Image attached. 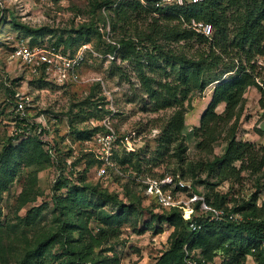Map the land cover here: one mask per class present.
Masks as SVG:
<instances>
[{"label":"rangeland","instance_id":"obj_1","mask_svg":"<svg viewBox=\"0 0 264 264\" xmlns=\"http://www.w3.org/2000/svg\"><path fill=\"white\" fill-rule=\"evenodd\" d=\"M213 3L227 19L228 44L240 40V27L248 17L252 22L264 16V0ZM143 7L135 0H0V264H20L41 238L53 243L52 255L43 264H181L182 224L201 211L197 204L159 207L143 183L166 174L178 183L181 199L195 192L208 203L237 209L239 219L252 215L264 220V168L240 170L242 162L235 161L237 173L220 174V158L232 139L250 142L261 150L260 156L264 153V54L253 52L249 62L243 57L247 70L255 64L261 77L246 88L233 117L219 123L216 140L198 149L202 137H195V129L201 126L213 83L241 71L234 55L240 48L230 57L224 54L220 66L211 64V57L205 62L209 80H221L194 89L180 104L164 106L162 94L180 83L181 63L196 60L200 52L209 54L214 38L212 33L204 42L197 34L179 38L185 27L176 15ZM260 24L264 28V18ZM22 39L35 45L59 41L71 52L89 46L82 75L91 80L65 86L31 82L32 76L22 75L18 62L9 58ZM215 53L222 51L217 48ZM21 87L30 90L39 106L31 113L34 117L41 110L51 125L52 116L58 117L50 130L39 132L32 126L27 136L13 132L11 91ZM182 89L176 92L178 99ZM224 109L221 104L217 112ZM169 129L187 142L195 173L183 174L174 157L178 142H168ZM25 189L27 200L22 202L19 196ZM73 198L84 202L71 217L84 215L87 227L74 229L69 242L56 200ZM223 233L228 240L234 237L227 241L228 249L194 248L195 256L206 262L205 252L209 264H228L230 259L229 264H236L237 256L239 264H246L251 247H240L248 246L240 238L247 235L217 226L209 236L215 240ZM257 246L264 248L263 234ZM40 261L31 259L32 264Z\"/></svg>","mask_w":264,"mask_h":264},{"label":"trees","instance_id":"obj_2","mask_svg":"<svg viewBox=\"0 0 264 264\" xmlns=\"http://www.w3.org/2000/svg\"><path fill=\"white\" fill-rule=\"evenodd\" d=\"M214 0H204L200 3H186L182 6L172 5L166 8H155L152 5L149 7H145L140 0H135L137 5H141L146 10H159L162 12H168L165 14L166 16L170 17V15H176L177 18L180 20V25H184L185 28L183 34L180 35L179 38H191L194 34H197L200 42H204L209 40L210 36H207L203 33L197 32L193 27H191V21H204L210 23L212 25V37L214 38L211 41L210 53L207 54L204 52H200L199 58L196 60H186L185 62L181 63L182 70L178 75V82L179 84L175 86L167 87L165 90L164 95L166 102L164 106H169L174 103L180 104L182 101L186 100L188 94H190L194 89H204L206 85L212 83L214 81L221 80V77L210 79L206 75V66L207 59L211 57V64L219 65L222 62V56L224 54L228 55L229 57L232 55V52L236 46H239L240 51H237V54L233 52L234 55L238 56L240 60V66L242 67L241 71H239L236 75H230L225 79L218 81L214 84V91L212 93V99L209 103L207 109L202 115L201 118V126L198 129H195V137H202V139L198 142V149H203L206 146L212 144L216 140V134L219 133V123H224L230 120L235 114L236 108L238 107L242 96L247 87L255 84L257 80H259V76L261 73L257 72L255 74V64L250 65L252 70H247L248 65L242 64L243 57L247 58L249 62L252 59L253 52H258L259 54H264V48L262 47V41L264 40V28L261 26V20L264 16H258L254 19V21L249 22V17L245 21V24L240 27V32L238 33L240 40L238 42H232L228 44L226 42L227 35H228V27H227V19L216 7H214ZM57 46L61 45V42H55ZM255 46V48H254ZM248 47V48H247ZM259 47V49H257ZM220 48L222 54L215 53V49ZM233 48V49H232ZM66 51V48H64ZM207 54V55H206ZM234 63V60L228 62V66H231ZM242 64V65H241ZM1 70V67H0ZM232 69L227 70L228 72ZM207 76V78L205 77ZM150 85V84H149ZM168 84H164L163 87L165 88ZM264 85V84H263ZM183 86L181 92L183 96L181 99H178L176 96L177 90ZM151 89V88H150ZM262 97L260 99V104L264 108V86H261ZM16 91H11V96L15 95ZM157 96V94H156ZM157 98H159L157 96ZM221 104H225V109L222 113L217 112V107ZM202 131L200 135L199 132ZM15 136V135H14ZM17 136V135H16ZM21 136V135H20ZM168 142L169 139L178 142L177 150H175V156L178 161V165L182 168L183 174L187 173V170L192 171L195 173L197 168V164L192 161H188L186 151L188 149L187 142L185 139L173 130L169 129L167 132ZM25 137V136H23ZM25 139V138H24ZM264 150V148H263ZM260 151L255 148V146L247 141H236L232 139L228 144L225 154L220 158L221 160V169L220 174H229V173H237V168L234 166L235 161H241L242 165L241 169H251L253 171H258L264 168V153L260 156ZM13 157V159L22 158L23 156H18V158ZM261 157V159H260ZM215 165V161L209 164L210 168H213ZM185 167V169H184ZM228 168V169H225ZM89 188V187H87ZM85 188V189H87ZM82 189V190H85ZM81 190V189H80ZM79 190V191H80ZM25 193H21L19 196V200L25 202L27 200V191L28 189L24 190ZM81 192V191H80ZM78 194V193H76ZM77 196V195H76ZM80 199V198H79ZM72 200H56L57 204L58 201L61 205V210L59 215L62 218L63 222V231L65 232V238L67 241H73L72 233L74 229L83 230L86 229V219L84 215H77V218L73 220L71 217L75 208L80 205L82 202H76ZM55 201V202H56ZM209 201V200H208ZM199 206V203H196ZM211 205L218 207V208H226L223 206V203H217L214 201L210 203ZM178 207H173L176 209ZM227 209V208H226ZM228 210V209H227ZM231 212H236L237 209H231ZM58 214V211H57ZM196 224H200L201 229L195 231L193 228L190 227V220L183 222L182 231L179 233L180 237V247L181 251L179 253V261L181 264H187L186 261V247L188 250L193 253L194 248H203L205 250H215V249H228L229 244H227L229 240H232L234 237L229 238L223 234H220L215 240H213L210 236V230L214 229L215 227L219 226L224 231L225 229L229 228V230H237L241 233H245L247 236H244L246 239L245 241L248 243V246L240 245V247H244L245 249L251 247L249 254H252L258 258H264V248L259 249L257 246L259 243V237L264 235V220L258 219L251 216H244L238 220L234 219H226V220H215L207 217L205 214H197L194 218H192ZM227 221V222H223ZM221 225H224L223 227ZM218 229V228H217ZM215 229V230H217ZM213 230V231H215ZM228 235V234H227ZM239 240V241H240ZM238 241V242H239ZM236 242V243H238ZM244 242V241H243ZM53 247V243L50 241L43 240L41 238V243L39 246L31 249V254L25 255L21 259L20 264H32L31 259H41L40 264L42 263L43 259H47L46 255H52L51 249ZM233 247V246H232ZM242 248V249H244ZM245 251V250H244ZM204 252V251H203ZM238 252V255H245V252ZM195 255V254H194ZM204 257L206 262L204 264H209L210 259L207 257L206 253L204 252ZM241 257V256H239ZM237 260V256L233 258V261L236 264H239ZM232 260L228 262V264ZM222 264H226L222 262Z\"/></svg>","mask_w":264,"mask_h":264},{"label":"built area","instance_id":"obj_3","mask_svg":"<svg viewBox=\"0 0 264 264\" xmlns=\"http://www.w3.org/2000/svg\"><path fill=\"white\" fill-rule=\"evenodd\" d=\"M202 1L204 0H140L145 7L152 5L155 8H166L172 5L182 6L186 2L200 3ZM190 26L197 32L207 36L212 33V25L204 21L192 20ZM88 49L89 46L82 45L75 52H71L65 51L61 46H57L55 42L53 44L45 42L35 45L31 44L28 39H22L13 46L9 58L12 62H18L22 75L27 73L32 76L31 82L65 86L72 83H86L91 80V78H83L84 75H82V68L88 57ZM23 88L21 87V90L17 89L13 96V108L10 112L13 132L21 131L27 136L32 132V126H35L39 132L46 129L50 130L52 126L57 124L58 117L52 116V125L47 122V114L41 112V110L34 117L31 113L33 110L39 109V106L36 104L32 93L30 94V90H22ZM143 186L145 192L156 199L159 207L191 208L199 203L198 208L201 214H205L212 220L239 219L234 212L211 205L203 196L195 192H189L188 195H185V199H181V189L170 174L163 177L145 178ZM190 227L195 231L201 229L200 224H196L193 219H190ZM185 249L187 264L205 263L204 258L195 256L187 247ZM246 264H264V258H258L250 254Z\"/></svg>","mask_w":264,"mask_h":264},{"label":"crops","instance_id":"obj_4","mask_svg":"<svg viewBox=\"0 0 264 264\" xmlns=\"http://www.w3.org/2000/svg\"><path fill=\"white\" fill-rule=\"evenodd\" d=\"M211 99H212V96H209L208 101H207V107H208L209 103L211 102Z\"/></svg>","mask_w":264,"mask_h":264}]
</instances>
